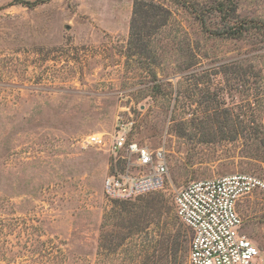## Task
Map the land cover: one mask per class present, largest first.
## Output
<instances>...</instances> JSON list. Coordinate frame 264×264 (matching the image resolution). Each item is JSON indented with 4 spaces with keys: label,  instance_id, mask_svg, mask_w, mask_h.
Listing matches in <instances>:
<instances>
[{
    "label": "rangeland",
    "instance_id": "rangeland-1",
    "mask_svg": "<svg viewBox=\"0 0 264 264\" xmlns=\"http://www.w3.org/2000/svg\"><path fill=\"white\" fill-rule=\"evenodd\" d=\"M155 1L170 17L140 59L125 56L132 0H0V264L171 262L166 250L142 251L145 233L169 236L186 264L176 193L234 174L264 180L263 39L202 31L184 4L208 0ZM240 4L245 15L264 10V0ZM235 61L263 81L225 74ZM208 69L211 83L182 84L175 104L180 77ZM119 121L130 140L163 147L168 166L162 189L126 202L103 188L126 167L110 152ZM93 135L101 146L87 143ZM236 208L264 264V194L255 189Z\"/></svg>",
    "mask_w": 264,
    "mask_h": 264
},
{
    "label": "built area",
    "instance_id": "built-area-1",
    "mask_svg": "<svg viewBox=\"0 0 264 264\" xmlns=\"http://www.w3.org/2000/svg\"><path fill=\"white\" fill-rule=\"evenodd\" d=\"M127 123L116 124L110 152L126 161L122 172L108 175L103 184L107 198L132 201L162 189L168 172L163 147L151 150L129 139ZM87 143L101 146L93 135ZM132 160V161H131ZM137 167V173L131 171ZM264 194V180L251 175L234 174L188 183L174 197L177 219L190 232L186 264H256L259 250L242 233L243 222L237 212L239 200L254 190Z\"/></svg>",
    "mask_w": 264,
    "mask_h": 264
},
{
    "label": "trees",
    "instance_id": "trees-1",
    "mask_svg": "<svg viewBox=\"0 0 264 264\" xmlns=\"http://www.w3.org/2000/svg\"><path fill=\"white\" fill-rule=\"evenodd\" d=\"M241 0H208L200 4L189 5L184 4L186 8L194 15L200 28L205 33L213 36L243 40L247 37L253 39H263L264 42V10L262 14L255 12L249 15L242 14L240 4ZM263 3V0H262ZM258 5V4H257ZM256 6V4L254 5ZM170 17V11L160 2L155 0H132L131 16L129 20L128 41L125 55L127 58L135 56L143 59L147 56L150 47V37L155 35L162 27H165ZM138 64H142L138 60ZM243 67L245 68L243 70ZM222 71L226 74H239L245 76V81L251 85L259 84L263 81L260 73L255 72L252 64L241 62H230L221 66ZM242 68V69H241ZM204 72L210 73V70L192 71L180 77L178 86L175 89L174 102L178 103L181 92L179 86L188 84L189 86L197 87L199 83H211L209 79L203 77ZM155 79L158 81L156 76ZM247 77V78H246ZM144 222H151L150 214L144 213L140 216ZM146 228V227H145ZM144 227L138 228L139 232H144ZM144 230V231H143ZM188 231L182 234L183 242L187 244V253L189 249ZM144 244L142 248L144 252L151 251L152 257L156 253L164 250L171 252V262L168 264L177 263V253L179 252L178 245L173 244L169 236L160 240L153 239L148 233L144 235ZM182 249V252H185ZM162 261V260H161ZM159 264H163L162 262Z\"/></svg>",
    "mask_w": 264,
    "mask_h": 264
}]
</instances>
